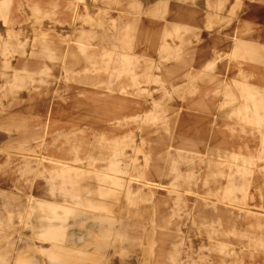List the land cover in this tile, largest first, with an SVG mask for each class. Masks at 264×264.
Masks as SVG:
<instances>
[{"label":"rangeland","instance_id":"1","mask_svg":"<svg viewBox=\"0 0 264 264\" xmlns=\"http://www.w3.org/2000/svg\"><path fill=\"white\" fill-rule=\"evenodd\" d=\"M146 1L5 0L3 8H0V44L3 47L0 50V65L2 61L8 60L9 69L19 71L15 76L17 85L14 87L18 99L16 102L11 98L4 100L0 103V109L12 111L10 114H16L24 121L31 118L35 123L24 128H27L28 132L38 133L39 136L32 138L26 135L31 139H25L24 146H27L28 142L31 145L41 142L42 146H45L49 137L59 133H65L63 136L68 138L74 135L75 138L79 130H81L79 134H84L82 130L89 131V127L95 128L93 130L97 132L109 128L119 137L117 145L122 149L124 156L113 165L107 163L109 160L107 156L91 160L81 158L74 162L77 166L73 168L86 173L94 171V175H102L104 179H115L124 187L129 186L133 192L143 195L146 193L150 202H155L156 205L153 214L146 209L145 216L152 215L155 219L152 223L157 222L156 219L167 218L160 222L159 227L146 233L150 230L149 222L131 221L121 216L123 212L117 217V213L114 212L112 216L115 217L109 222L104 212L93 206H79L57 200L52 204L51 201L48 203L39 200L41 198L49 200L41 195L37 196L38 191L41 193L46 191L44 188L47 189L51 181L49 179L51 173L45 174L44 168L47 170L54 166L64 167L65 164L50 160L38 150L29 155L28 150L20 145L8 146V142H4L5 137L7 135L15 137L16 132L0 128V188L2 191H8L14 200L12 207L6 209L12 211L13 226L9 240L12 243L16 242L22 250L18 255L19 262L77 264L86 259L85 264H264V137L254 140L251 138L248 149L244 146L235 147L234 155L229 157L234 160L223 162L221 165L224 168L231 165L234 173L230 172V168L225 170L220 168L216 179L219 183L216 191L210 186L206 191L214 193L203 192V197L199 196L201 194L197 192L199 190L196 185L201 179L199 177L201 168H197V165H202L201 159L191 160L182 150H178L182 156L177 157V152L171 148L169 152L174 153H168L175 155L174 163L152 162L156 155L160 154L155 146L165 145L163 141L167 144L173 141L171 134L183 108L178 105L179 108L173 110L172 104L179 103L181 95L188 87L192 91L186 94L185 99H198L199 91L197 89L194 91L196 84L185 81L162 86L159 84L161 82L157 83L153 77L149 79L146 73L140 72V67L142 65L144 67V64L148 66L152 63L151 66L154 65L152 73L157 74L161 71L162 65L175 64L188 68V65L205 62L211 59L212 55H218L215 61L209 62V66L204 63V66H207L205 74L214 77L213 80L215 78L219 81L224 80L223 85L230 87L227 85L226 76L222 74L227 57L231 54L232 58H237L233 50L238 49V45L241 44L264 46V0H220L219 9L214 6L217 0H189L188 3L194 11L209 10L216 12V16L213 17L211 26H204L200 17L190 23H180L177 33L181 34V37L169 35L171 33L168 28L174 24L168 14L172 1L165 0V3L157 8L150 3L146 4ZM133 17L139 21L151 19L159 22L156 29L165 26L167 37L164 36V40L160 41V36L157 35L152 45L138 46L135 43L137 28L135 30L131 28L127 31L128 34H132L131 42L128 41L127 45L121 44L116 37L118 24L121 20L124 24L125 18L128 22ZM98 18L103 19L107 24L106 28H98L92 24L90 28L82 29L89 27L86 19L90 21ZM91 33H95L93 36L96 38L84 40L88 34L87 38L91 37ZM42 42L48 48H53L49 54L47 53V57L56 56L57 59L37 58L40 50L38 46H45ZM79 42L95 50L109 51L113 56L111 67L118 65L119 60L124 58L121 50L127 52L126 60L134 61L139 67V77H136L132 87L127 89L128 92L116 90L115 68L110 74L104 73L105 78L101 82L81 84L68 80L69 73L64 72L61 63L65 62L69 49L80 44ZM150 46L154 47L149 51ZM224 47L226 50H223ZM32 61L35 62L32 64ZM39 64L45 68H41L40 72L36 68ZM1 69L0 66V71ZM29 69L32 72L31 77L20 76L24 73L22 71ZM4 79L5 77L1 78ZM1 80L0 85L4 83ZM254 87L264 89L257 84L253 85ZM219 98L221 102L225 101L222 104L217 102L215 110L210 109L211 112L208 114L211 118L214 119L221 113H224L222 118L227 121L234 120L240 116L239 114L248 118L250 114L253 116L252 107L247 109L249 115L244 112H237L239 114L235 115L234 111H231V104L237 103L238 98L232 97L229 100L223 95ZM253 98L259 99L254 96ZM93 101L97 102V111L93 110ZM138 103L141 107L134 108ZM106 104L127 111L125 118L109 122L110 120L105 118L106 115L102 114L105 112L102 107ZM206 106L207 104L199 111L194 108L191 110L195 113H204ZM257 112L256 117L250 120L256 121V127L261 129L255 130L256 136L259 137L258 134L264 136V114L258 115ZM4 113L7 112H0ZM97 117H100L102 122L94 123ZM247 126L251 128L252 123ZM79 134L78 138L81 136ZM89 140L92 139L89 137L85 142ZM71 142L80 143V140L76 138ZM137 146H142L139 153L142 162L139 165L143 173L153 170L154 166L173 172L165 174L163 171L164 175L155 176L151 181L145 180L139 173L134 177L128 169ZM165 150L167 151V148ZM179 159L182 161H176ZM186 167H189L190 176L195 177L191 178L190 186L185 184ZM6 168H9V171L6 170L8 174L4 173ZM87 180L93 184L96 182V179L91 177H87ZM146 181L148 183H144ZM207 181H210L212 186L215 185L212 179ZM150 182L152 184H149ZM29 195L33 208L31 213L21 218L24 214V203ZM84 197L88 199L90 196L85 194ZM197 204H203L200 206H204L203 210H206L204 217L200 219L196 215ZM212 206L224 211H210ZM37 219L44 225L34 226L33 221L36 222ZM103 230L104 238L109 237L108 243L100 250L96 248L100 243H92L88 251L92 250L94 254L90 252L91 255L85 257L80 248L82 240L88 238L90 233L99 234ZM52 242L63 247H76L78 250L72 251L74 252L72 254L70 251L60 252L56 248H50ZM2 244L0 243L1 246ZM7 261V264L15 263L11 255Z\"/></svg>","mask_w":264,"mask_h":264},{"label":"crops","instance_id":"2","mask_svg":"<svg viewBox=\"0 0 264 264\" xmlns=\"http://www.w3.org/2000/svg\"><path fill=\"white\" fill-rule=\"evenodd\" d=\"M8 1L9 0H6V2ZM171 1L172 5H169L168 14L170 18H172L171 20L174 21V24L172 26H169L168 28L171 33L169 35L174 34L175 36L181 37L182 35L177 33V30H179L180 28L179 24L190 23L197 17H200V21L203 22L202 24L204 26H211L213 24V17L216 16V12L209 10L194 11V9L188 3L189 0ZM4 2L5 0H0V8H3L2 6ZM149 3L151 4V6L153 5L157 8V6L161 7L162 4L165 3V0H147L146 4ZM214 6L216 9H219L220 0H217L216 3H214ZM163 10L164 8L161 9V12H163ZM86 23H89V27L82 26V29L90 28L92 24H95V26H98V28L107 27V24L103 22L102 18H98L95 20L91 19L90 21L86 19ZM126 23H128L129 25H125ZM158 23L159 22H156L151 19L148 21H139L136 17H133L132 20H129L127 22V18H125L124 24L122 23V20L118 24L119 29L117 30L118 32L116 37L118 41L121 42V44L124 43L127 45L129 44L128 41L132 40V34H128L129 32L127 31H130L131 28H133L134 30L135 28H137L135 43L138 46H149L153 44L157 35L160 36V41L164 40V36L167 37V28L165 26V28L163 26H161V28L158 27L157 31L156 27L158 26ZM94 34H92V36L88 38L87 36H89V34L86 35V39L84 40L95 39L96 37L93 36ZM121 37H123L122 40H120ZM166 42H168L167 39ZM42 43L45 45L44 42ZM76 45L77 46H72L71 49H69V54L65 56V62L61 61L63 70H65L64 72L69 73V76H67L69 78L68 80H74L81 84H93L96 82H101L105 78L103 77L104 73L110 74V72L113 71L112 69L115 68L116 71L114 76H116L115 81L117 82L116 90H126L125 92H128L127 89L131 88L134 81L136 80V77H139V67L136 65V63H134V61H127L128 58H125L127 52H125V50H121V54L124 56V58L119 60L120 62L118 65L111 67L113 56L109 51L106 52L101 49L95 50L89 47L88 45H83L82 43ZM165 45L168 46V44H163V46ZM153 47L154 46H150L149 51L153 49ZM238 47V49L236 48L235 50H233L236 52L237 58H232L230 52V55L227 57L223 65L224 70L222 74L226 76L225 79L227 78L228 80L227 85H230V87L223 85L222 82L224 80L219 81L216 78L215 80H213L214 77H209L207 73L205 74V68L209 66V62L215 61L218 55H212L211 59L207 60L208 63L207 61H205L206 63L199 62L194 65H188V68H186L187 66L185 67L182 65L175 64L162 65L161 71L157 74L152 73L154 67V65L151 66L152 63L148 66L144 64V67L143 65L140 67V72L146 73V76H149V79H152L153 77L157 81V83L161 82L159 84H162V86L164 84L167 85L168 83L179 84L185 81L193 82V84H196V88H194V91L196 89L199 91L200 97H198V99H185L187 97L186 94H189L192 91L191 88L185 87L187 89L184 88L185 90L184 93L181 95V100L179 101V103L172 104L173 110L175 108H179V106L183 108L181 110L180 118L177 122L175 130L173 134H171L173 141L170 143L168 142V144L166 143V141H163L165 145L161 144L163 146H155L158 148L157 151H159L160 154L156 155L155 160H153L152 162H165L167 164L174 163L173 157H175V155H169V153H174L171 151L169 152L171 148H173V151L177 152V157L182 156V154L178 151L182 150L186 153L188 158H191V160L196 161L195 159L197 158L199 160L201 159L202 165H197V168H201V171L199 173V177L201 179L199 184L196 185L197 189L199 190L197 192L201 194L199 195L201 197H203L204 193H209L206 191V188L209 189L210 186L215 188L216 191V188L219 185L216 179L218 178L220 168L224 170L230 168V172L234 173L235 170L231 165L225 168L223 166L221 167V165H223V162L228 163L231 160H234L230 159L229 157L234 155L233 153L235 151V147L244 146L246 147V149H248V146H250L249 141L251 138L252 140H254L259 139L260 137H264L263 134H261V136L258 134L259 137L256 136L257 134L255 133V130L260 131L261 129L259 127H256V121L250 120L251 118L256 117V112L259 111V109V112L261 113L257 112V114H264V46H250L247 44H241L238 45ZM38 48L40 50L39 54H37V58H53V60L57 59L56 56L47 57L49 51H52L53 48H48V46L46 45L38 46ZM2 49L3 47L0 44V50ZM223 50H226V47H224ZM224 55L227 56V54ZM34 62L32 61V64ZM204 63L208 65L204 66ZM1 64L2 65L0 66L2 67V69H7V71L2 69L0 71V80L2 77H5L4 80H1V82L4 83L0 85V103H3L4 100H9L10 98L12 101L16 102V100L18 99V95L16 90H14V87L17 85V82L15 81V76L18 74L19 71L17 72V69L14 68L9 69L8 60L2 61ZM155 66L157 67L158 65L155 64ZM36 68H38V71L40 72L41 68H43V65L39 64L36 66ZM30 71L31 69H29V71L24 70L22 71L24 72L23 75H20V73L19 75L23 77L24 75H30L31 77L32 72ZM36 78L39 79L40 77ZM255 84L261 86L263 90L257 88L255 89V87L253 88V85ZM222 95L225 98H228L229 100L232 97L238 98L237 103H232L230 107L231 111H234L235 115L239 114L237 112H244L249 115L250 113L249 111L247 112V109L249 107H252L254 109L252 113L253 116H251L250 114V118H248L247 116L239 114L240 116H238L234 120L227 121V119L222 118V115H224V113H221L218 115V117H215L214 119L211 118V116L208 114L211 112L210 109L212 108L215 110L217 102H220L219 104H222L225 101L224 100L221 102L220 98L218 99V97H222ZM253 96L259 99L255 100ZM203 98H205V101H203ZM100 101L103 102V99H101ZM96 103L97 102L93 101V110L95 111H97L98 106L96 105ZM205 104H207V106L206 111L204 113H195L191 110V108H194L198 109L199 111L204 107ZM138 106L141 107V104L139 105L138 103L137 106L135 104L134 108ZM117 107L115 109L111 104H106V106L102 107V109L105 110V112H103L102 114L106 115L105 118L110 120L109 122H114L117 121V119L125 118L124 116L127 114V111L119 110L117 109ZM6 110L5 108L0 109V112H7L4 114H0V128H6L12 131L15 130L17 135L15 137H11V135H7V137H5L4 142H8V146L20 145L23 149L28 150L29 155L35 153L38 150L43 152V156L49 157L50 160L65 164L64 167H50L49 169H47L48 171L44 168L45 174L47 172L51 173L49 175V179H51V181L48 183L47 189L44 188L46 191H44L43 193L38 191L37 196H43L45 198H49V200H46L44 198H41L39 200L48 203L51 201L52 204L55 203L57 200L69 204H77L79 206H93L98 210L104 212V216L108 219L107 221L109 222L113 221V218L115 216L113 217L112 214L114 215V212L117 213L116 217L120 215L121 212H123L121 216L131 221L136 222L137 220H139L140 223L149 222L151 225L150 230H147L146 233L152 232L155 227L160 226V222L167 220V218H159L156 219L157 222L152 223V221H155L153 216H145V210L147 209L150 214H153V209H155L156 205L155 202H150V199L147 198L148 195L146 193H144L143 195L142 193L133 192V190L129 186L125 185L124 187L121 183H117L115 179H104L102 175H94V171L86 173L85 171L73 168L76 165L74 162L81 158L91 160L94 158L98 159V157L107 156V158L109 159L107 160V163L113 165L115 162L119 161L124 156L122 149L119 145H117L120 141L119 139H117L119 137L113 134L111 130H109V128L101 132L94 131L93 129L95 128L93 127H89V131L85 128L86 130H82V132H85L84 134H79L81 130H79V132L77 133L81 135L79 136V138L77 134H75L74 138V135H72L73 133H68L72 135L71 138H68L63 136L65 133H59L54 137H49L48 142H46L45 146H42L41 142H37L32 145L28 142L29 144L27 143V146H24L25 139H31L27 138L26 135L32 136V138H37L39 136L38 133L28 132L29 130H27V128H24V126L26 125L30 127V124L35 123L32 121L31 118L24 121V119H22L18 115L16 116V114H10V112L12 111L8 112ZM99 118L100 117H97V120L94 123H97L98 121L102 122V119ZM250 122L252 123V127L254 126V128H249L247 126L248 124L250 125ZM91 133L93 134L90 135ZM89 137L92 140H89L86 143L85 139H88ZM76 138L80 140V143L71 142L74 141ZM141 148L142 146H137L134 152L135 155H133V157H131L130 159L131 166L128 170H130L134 177L137 176L139 173L144 176L145 180L151 181L155 176L164 175V172L165 174L173 172H171V170H162V167L158 169L157 166H154L153 170H147L143 173L142 167L139 165L142 162V156L139 154L141 152ZM165 148H167V151L165 150ZM180 160L181 159L176 161L181 162L182 160ZM184 169L186 171L185 184L186 186H190L191 178L195 179V177L190 176L189 167H186ZM6 170L9 171V168H6L4 170V173L8 174L6 173ZM87 177L95 178L96 182L94 184L88 182ZM194 179H192V182L194 181ZM208 179H212V182H214L215 187L212 186L213 184L210 181H207ZM144 183L148 182L146 181ZM149 184L152 183L150 182ZM116 188L118 189V191H116ZM211 193H214V191L210 192L209 194ZM0 194H2L0 195V243H3L2 246L0 245L1 264H7L8 256L10 255L12 257V261L15 262L14 264H25L23 263V261L19 262L17 260L19 258V252H22V250L18 247L16 242L14 243L13 241V244L12 241L9 240V238L11 237L10 233L12 231L11 229L13 226L12 211L9 209L7 211L6 208H11L14 203V200L12 199L11 195L9 196L8 191H2L1 188ZM85 194L87 196H90L88 197V199L90 198L89 200L85 199ZM150 196L151 195H149V197ZM31 199L32 198L30 197V195L28 199L26 198V203H24L23 209L24 214L21 216V218L28 214L33 208L32 203L30 202ZM139 204L142 205L138 207ZM200 205L203 204H197V209L199 211L197 210L196 215L198 216V219L204 217V212L206 211L203 210L204 206ZM39 206L40 205L38 204V207ZM216 210L224 211L213 206L210 209V211L218 212ZM38 217L39 216H37V218ZM21 218L20 221H22ZM39 219L35 220L36 222L33 221L34 226L44 225ZM100 233H90L88 238L82 240L80 248L83 250L82 253L83 255H85V257H87V255H91V253L94 254L92 250L88 251L92 243H100L96 246L98 250H100V248H103L104 245L108 243L107 239L109 237H106V239L104 238V230L100 231ZM99 239L103 240L99 241ZM74 244L75 246H77L75 242ZM51 247L54 249L56 248L60 252L70 251L71 254L74 253L72 251L78 250L76 247H63L55 242H52L50 248ZM67 257L68 256H65V258ZM85 261L77 264H85ZM32 262L34 263L35 260H32Z\"/></svg>","mask_w":264,"mask_h":264}]
</instances>
